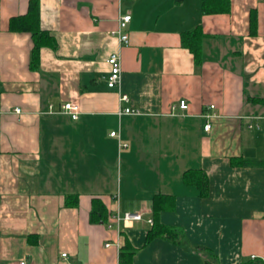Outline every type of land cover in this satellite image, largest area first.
<instances>
[{
    "label": "crops",
    "instance_id": "obj_1",
    "mask_svg": "<svg viewBox=\"0 0 264 264\" xmlns=\"http://www.w3.org/2000/svg\"><path fill=\"white\" fill-rule=\"evenodd\" d=\"M31 1L0 0V264L264 263V0H34L54 41L35 61L16 22ZM196 30L199 62L182 41ZM115 52L129 102L107 85ZM158 194L174 234L150 239ZM118 210L145 220L109 229Z\"/></svg>",
    "mask_w": 264,
    "mask_h": 264
},
{
    "label": "trees",
    "instance_id": "obj_2",
    "mask_svg": "<svg viewBox=\"0 0 264 264\" xmlns=\"http://www.w3.org/2000/svg\"><path fill=\"white\" fill-rule=\"evenodd\" d=\"M224 0H216L215 5L217 3L223 4ZM209 0H204V10H209L207 7ZM211 11V10H209ZM16 22H19L17 25L18 27H21V29L28 30L33 34V43H34V48L32 51V59L35 61L38 57V50L42 46H47L52 44L54 41L43 31H41L40 26H39V7L38 3L36 1H31L30 7L28 14L19 20L16 19ZM201 40H202V34L200 31L196 30L193 32H186L183 34L182 41L185 46L189 47L196 58V61H200L201 59ZM184 181L187 182L188 184H193L196 185L200 188L201 190V195L205 196L207 194V178L205 175L202 173H199L196 175V172L194 170H189L184 173ZM174 196L172 195H165V194H158L155 195L153 198V221L154 224L151 227L148 237L151 239L156 236H161V235H172L174 234V229L166 227L161 224H156L155 219L158 215V212L160 210H170L174 206ZM102 207H95L92 215L95 216L97 214V211H100L99 209ZM103 210L101 209L100 212ZM133 252L124 250L121 253V257L125 256H132ZM129 260V259H128ZM216 261L215 258L209 257L206 261L205 264H214ZM242 264H264L263 262L260 261H254V260H248Z\"/></svg>",
    "mask_w": 264,
    "mask_h": 264
},
{
    "label": "built area",
    "instance_id": "obj_3",
    "mask_svg": "<svg viewBox=\"0 0 264 264\" xmlns=\"http://www.w3.org/2000/svg\"><path fill=\"white\" fill-rule=\"evenodd\" d=\"M131 20V16L129 14L123 15L119 18L117 28L115 31L112 32V35L118 37V41L120 46L125 45L128 43V33L125 31L126 26ZM107 63L110 66V72L107 76V85L109 88L118 89L120 92V100L122 102H129V98L126 94L121 93V77H122V68H121V53L115 52L110 55L107 60ZM179 107L181 109H187L188 104L185 100H181L179 102ZM209 108L213 109L214 106H210ZM50 112H54L53 106L50 105ZM61 112L69 115L73 120L79 118L80 108L79 105L75 102H66L61 105ZM16 114H21V109H15ZM139 110L130 107H124L119 110V114H126V115H137L139 114ZM205 117L208 119L212 118V114H206ZM211 125L207 123L204 128L206 131L210 129ZM252 128V126H250ZM111 136H116V132H111ZM145 220L144 212L141 210H130L125 212H120L119 210L110 215V221L107 224L109 229L119 228L120 224H133L135 222H140ZM147 223L153 225L152 219H146ZM111 243H106L105 246H111ZM63 258L67 256L66 253L61 254ZM17 264H27L25 260L19 261Z\"/></svg>",
    "mask_w": 264,
    "mask_h": 264
}]
</instances>
